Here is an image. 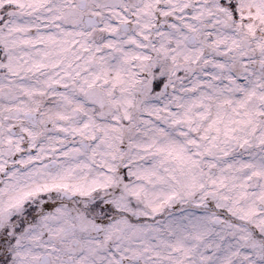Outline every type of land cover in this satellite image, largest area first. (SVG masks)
Returning a JSON list of instances; mask_svg holds the SVG:
<instances>
[{
	"label": "snow or ice",
	"instance_id": "obj_1",
	"mask_svg": "<svg viewBox=\"0 0 264 264\" xmlns=\"http://www.w3.org/2000/svg\"><path fill=\"white\" fill-rule=\"evenodd\" d=\"M0 264H264V0H0Z\"/></svg>",
	"mask_w": 264,
	"mask_h": 264
}]
</instances>
